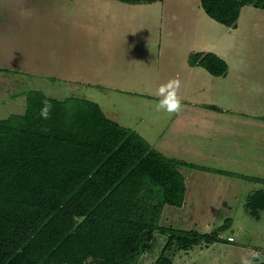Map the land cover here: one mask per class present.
<instances>
[{
	"label": "crops",
	"instance_id": "obj_1",
	"mask_svg": "<svg viewBox=\"0 0 264 264\" xmlns=\"http://www.w3.org/2000/svg\"><path fill=\"white\" fill-rule=\"evenodd\" d=\"M172 1L188 9L179 42L168 26L173 13L169 21L165 18V0H0V63L10 65L1 64L0 69L10 77L140 95L155 108L161 99L155 95L158 87L178 79L179 113L149 108L144 126L115 122L136 132L162 156L200 168H178L185 184L183 209L187 195L195 194L190 188L199 187L192 184L194 177L264 184V29L253 28L250 35L245 6L230 28L209 18L199 0ZM135 17L143 19L144 27H133L134 21L141 22ZM178 43L186 62L165 61L162 50ZM257 43L259 54L253 47ZM199 52L225 61L226 75L216 77L190 66L188 56ZM185 168L190 170L189 183Z\"/></svg>",
	"mask_w": 264,
	"mask_h": 264
},
{
	"label": "trees",
	"instance_id": "obj_2",
	"mask_svg": "<svg viewBox=\"0 0 264 264\" xmlns=\"http://www.w3.org/2000/svg\"><path fill=\"white\" fill-rule=\"evenodd\" d=\"M129 4L160 0H118ZM205 14L230 28L246 5L264 0H199ZM190 66L226 75L228 65L213 53H191ZM23 113L0 120V264H136L154 233L166 242L154 264H173L177 252L214 244L218 233L159 225L165 205L181 207L180 166L136 132L109 119L83 98L24 93ZM53 105L39 118L41 102ZM259 218L264 193L246 203Z\"/></svg>",
	"mask_w": 264,
	"mask_h": 264
},
{
	"label": "rangeland",
	"instance_id": "obj_3",
	"mask_svg": "<svg viewBox=\"0 0 264 264\" xmlns=\"http://www.w3.org/2000/svg\"><path fill=\"white\" fill-rule=\"evenodd\" d=\"M165 2L167 4L164 12L168 10L165 17L168 21V16L173 13L168 24L169 29H171L170 33L179 42V38L182 39L184 34L181 30V24L187 23L188 14L186 12L188 9L186 10V5L175 4L172 0H165ZM249 10H252L255 15L248 16ZM183 12L185 13L183 14ZM263 14L264 10L256 9L251 5L243 8V18L248 17L247 29L250 35L253 33L251 31L253 28L264 29ZM137 18H140L141 22L134 21L133 27L135 29L138 26L144 27L143 19L135 17L134 20ZM159 28H161L160 25L157 29L159 30ZM251 38L256 39L255 36ZM253 47L255 53L259 54V43ZM162 52L165 61L170 60L171 63L186 62L187 57L184 48H180L179 43L176 47L162 50ZM3 54L0 52V60L3 59ZM1 64H4V67H10V65L6 66V63ZM1 71L3 69H0V120L12 114L23 113L25 98L20 96L30 90H39L47 97L58 100L70 97L90 100L97 103L108 118L128 126L148 124L149 120L146 118L150 113L149 108L153 112H158L155 111L153 102L143 100L140 95H131L102 87L80 86L62 82L51 83V81L38 78L28 80L22 75L10 77ZM51 79L53 80L54 77ZM188 173L190 170L185 168L184 174L187 183L191 182L188 179ZM230 181L234 183V180L229 179V177L221 178L220 181L194 177L192 184L199 187L190 188L189 191L195 194L187 195L184 208L180 209V207L171 205L164 207L163 217L160 221V226L163 227L182 231L195 230L204 234L224 226V229L218 233L216 243L213 245L203 243L188 251H179L173 259V264H241L240 258L242 256L251 259L252 264H264V209H259V218L256 219L249 214L246 207L247 200L251 195L258 191L264 193V184L254 185L238 180L235 181L236 185H233L229 183ZM228 237H232L233 241H228ZM165 242V236L154 233L145 254L136 264H154ZM253 252L259 253V257L253 258ZM86 264H97V262L89 259Z\"/></svg>",
	"mask_w": 264,
	"mask_h": 264
},
{
	"label": "clouds",
	"instance_id": "obj_4",
	"mask_svg": "<svg viewBox=\"0 0 264 264\" xmlns=\"http://www.w3.org/2000/svg\"><path fill=\"white\" fill-rule=\"evenodd\" d=\"M180 89V81L178 79H169L166 84H162L156 90L155 95L160 97L156 104L157 111H164L169 114L179 113L182 110L181 98L178 95ZM53 105L49 100L41 102V108L39 111V118L47 121L51 119ZM259 253L253 252L252 257H259ZM241 264H252V260L246 256L240 258Z\"/></svg>",
	"mask_w": 264,
	"mask_h": 264
},
{
	"label": "built area",
	"instance_id": "obj_5",
	"mask_svg": "<svg viewBox=\"0 0 264 264\" xmlns=\"http://www.w3.org/2000/svg\"><path fill=\"white\" fill-rule=\"evenodd\" d=\"M227 240L228 241H233V238L232 237H228Z\"/></svg>",
	"mask_w": 264,
	"mask_h": 264
}]
</instances>
